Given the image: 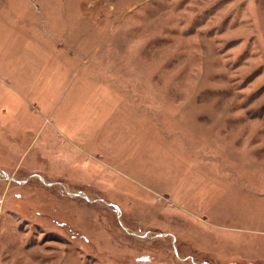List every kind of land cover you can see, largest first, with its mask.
Returning a JSON list of instances; mask_svg holds the SVG:
<instances>
[{"label":"rangeland","instance_id":"obj_1","mask_svg":"<svg viewBox=\"0 0 264 264\" xmlns=\"http://www.w3.org/2000/svg\"><path fill=\"white\" fill-rule=\"evenodd\" d=\"M0 264H264V0H0Z\"/></svg>","mask_w":264,"mask_h":264}]
</instances>
